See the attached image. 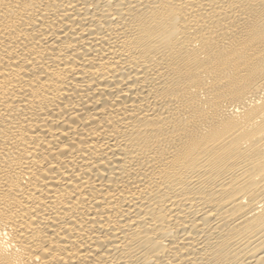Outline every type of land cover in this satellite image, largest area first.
Here are the masks:
<instances>
[{
	"label": "bare ground",
	"instance_id": "bare-ground-1",
	"mask_svg": "<svg viewBox=\"0 0 264 264\" xmlns=\"http://www.w3.org/2000/svg\"><path fill=\"white\" fill-rule=\"evenodd\" d=\"M0 264H264V0H0Z\"/></svg>",
	"mask_w": 264,
	"mask_h": 264
}]
</instances>
